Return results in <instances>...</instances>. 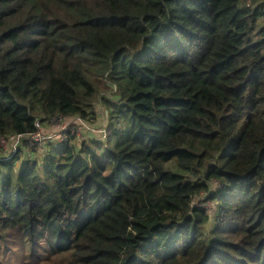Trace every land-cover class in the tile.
I'll return each instance as SVG.
<instances>
[{
	"label": "trees",
	"instance_id": "obj_1",
	"mask_svg": "<svg viewBox=\"0 0 264 264\" xmlns=\"http://www.w3.org/2000/svg\"><path fill=\"white\" fill-rule=\"evenodd\" d=\"M1 141L0 264H264V0H0Z\"/></svg>",
	"mask_w": 264,
	"mask_h": 264
},
{
	"label": "rangeland",
	"instance_id": "obj_2",
	"mask_svg": "<svg viewBox=\"0 0 264 264\" xmlns=\"http://www.w3.org/2000/svg\"><path fill=\"white\" fill-rule=\"evenodd\" d=\"M90 78L98 85L101 96L96 101L95 106L97 107V114L99 115V121L95 124H88L83 122L82 120L78 118H59L55 119L51 122H48L45 126V128H42L39 135L35 136L33 140L39 141L44 145L45 143L51 141L52 139L56 141H61L62 139H66V133H70L67 137H70V139H74L75 144L77 146H80L82 143L91 141L90 139H94L97 142H105L109 139L110 136V130L108 125V117L105 114V108L101 104V99L106 98L108 100L114 99V91L112 87L108 84L102 83L104 81V78L101 77V75L97 77H92V75H89ZM102 78V79H100ZM112 91L110 90V88ZM65 141V142H66ZM17 141L13 143V148L7 149V143L6 142H0V146L3 148V152H10L11 154L14 153L18 147H14ZM57 143V142H56ZM40 146V144H39ZM28 155V153L26 154ZM39 158H44V155L39 156ZM168 168L172 171H176V167L173 164H169ZM218 187L217 183H213L211 185V192H214ZM194 207L203 208L207 211V213L210 216V221H213V218L216 215L217 212V204L212 201H205V197H202L200 199H197L193 203ZM211 225V223H210Z\"/></svg>",
	"mask_w": 264,
	"mask_h": 264
},
{
	"label": "built area",
	"instance_id": "obj_3",
	"mask_svg": "<svg viewBox=\"0 0 264 264\" xmlns=\"http://www.w3.org/2000/svg\"><path fill=\"white\" fill-rule=\"evenodd\" d=\"M34 138V137H33ZM65 138H67V137H65ZM66 139H62L60 142H63V141H65ZM35 141V140H34ZM2 142H5V141H2ZM36 142H39V141H36Z\"/></svg>",
	"mask_w": 264,
	"mask_h": 264
},
{
	"label": "bare ground",
	"instance_id": "obj_4",
	"mask_svg": "<svg viewBox=\"0 0 264 264\" xmlns=\"http://www.w3.org/2000/svg\"><path fill=\"white\" fill-rule=\"evenodd\" d=\"M170 112V111H169ZM108 141V140H107ZM262 239V238H261ZM260 241V240H259ZM258 246V245H257Z\"/></svg>",
	"mask_w": 264,
	"mask_h": 264
},
{
	"label": "clouds",
	"instance_id": "obj_5",
	"mask_svg": "<svg viewBox=\"0 0 264 264\" xmlns=\"http://www.w3.org/2000/svg\"><path fill=\"white\" fill-rule=\"evenodd\" d=\"M67 134V133H66ZM60 143H63V142H60Z\"/></svg>",
	"mask_w": 264,
	"mask_h": 264
},
{
	"label": "crops",
	"instance_id": "obj_6",
	"mask_svg": "<svg viewBox=\"0 0 264 264\" xmlns=\"http://www.w3.org/2000/svg\"><path fill=\"white\" fill-rule=\"evenodd\" d=\"M53 140V139H52Z\"/></svg>",
	"mask_w": 264,
	"mask_h": 264
}]
</instances>
